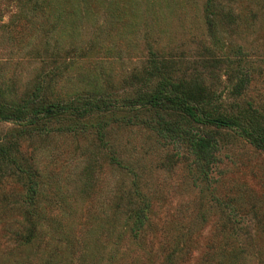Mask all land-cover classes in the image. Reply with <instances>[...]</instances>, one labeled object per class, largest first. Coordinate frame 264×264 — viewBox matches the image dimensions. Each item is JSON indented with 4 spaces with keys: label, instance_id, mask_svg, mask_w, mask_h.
Returning <instances> with one entry per match:
<instances>
[{
    "label": "rangeland",
    "instance_id": "1",
    "mask_svg": "<svg viewBox=\"0 0 264 264\" xmlns=\"http://www.w3.org/2000/svg\"><path fill=\"white\" fill-rule=\"evenodd\" d=\"M239 48L257 65L245 97L264 108V0H0V96L9 103L41 88L53 102L81 95L125 104L150 87L157 57L176 77L200 74L220 91L225 67L205 63ZM135 111L50 121L20 138V128L0 123V139L17 142L38 183L34 206L28 181L0 164V264H140L151 253L142 264H158L167 252L196 264L213 243H228L231 226L264 257V153L223 132L203 181L187 148L160 139L142 124L155 117ZM132 183L151 218L138 245L121 212Z\"/></svg>",
    "mask_w": 264,
    "mask_h": 264
},
{
    "label": "trees",
    "instance_id": "2",
    "mask_svg": "<svg viewBox=\"0 0 264 264\" xmlns=\"http://www.w3.org/2000/svg\"><path fill=\"white\" fill-rule=\"evenodd\" d=\"M216 8L209 2L206 11L214 18L216 15L213 12ZM252 56L251 53L239 48L232 58L231 56L216 57V55L209 57L205 67H212L214 70L215 68L224 70L225 67L219 76V80L224 84V88L220 91L208 86L206 79L200 74L190 78L176 77L171 63L167 59L157 57L150 65V87L147 90L143 89L138 99L130 100L125 104L107 103L95 97L84 98L81 95L68 101L53 102L48 101L41 88L33 92L34 94L38 92L39 95L31 94L20 103H9L0 96V123L20 128L17 133L20 138L35 134V131L46 127L43 124L50 121L71 118L78 124L94 114L115 113L125 106L141 115L152 114L154 120L143 121V126L150 125L152 132L162 140L183 144L190 155L196 158V170L201 174L199 179L204 181L218 163L217 154L221 150L220 138L223 132L248 141L256 150L264 153V108L245 97L255 76L254 67H257ZM261 60L264 63V58ZM242 67L251 68L243 73ZM223 77H226L225 82ZM230 96L234 97L233 101H230ZM41 125L43 127L39 128ZM99 134L103 137L102 131ZM20 155L21 152L14 139L9 137L0 139V164L5 165L13 174L18 172L22 180L28 181L30 201L35 206L38 203L36 196L38 183L33 179L32 173H29V170H32L20 164ZM140 195L139 188L132 183V187L123 198L121 211L124 229L131 234L129 243L136 245L151 222L148 213L149 204L141 199ZM141 201L148 208L142 207L144 205ZM215 206L223 205L219 203ZM36 218L37 216H32L30 222L36 221ZM227 221L229 222V217ZM223 233L228 243L223 247H220L221 244L213 243L196 264H264L263 249L260 246L240 243L237 238L239 231L233 226ZM120 234L118 239L126 235L124 232ZM31 240L32 237L29 236L27 242ZM160 252L161 250L158 254ZM110 255L119 256L117 252H111ZM176 255L175 252H167L158 264H178L176 260L182 254ZM147 256L156 257L152 253ZM147 256L139 261L140 264ZM108 261L109 264H117L119 260L109 257ZM80 264L94 263H85L83 258Z\"/></svg>",
    "mask_w": 264,
    "mask_h": 264
}]
</instances>
